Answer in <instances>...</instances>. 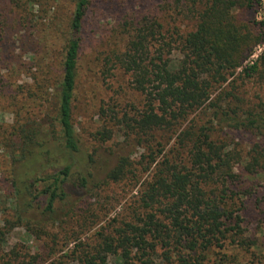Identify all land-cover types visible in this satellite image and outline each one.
Returning <instances> with one entry per match:
<instances>
[{
	"label": "trees",
	"instance_id": "1",
	"mask_svg": "<svg viewBox=\"0 0 264 264\" xmlns=\"http://www.w3.org/2000/svg\"><path fill=\"white\" fill-rule=\"evenodd\" d=\"M89 3L90 0H75L62 30L54 61L58 74L46 85L50 92L48 99L45 93L48 106L40 110L37 120L15 119L1 145L8 164V191L3 201L14 213L13 223H22L32 234L37 231L19 211L38 202L45 203L46 211H51L54 202L67 205L70 189L86 182L79 173L80 150L72 105L79 34ZM236 7L259 9L262 19L240 22L231 11ZM194 12L195 25L184 34L175 30L164 33L161 24L148 16L126 21L127 37L121 49L104 59L106 71L121 69L131 87L144 95V108L137 117H122L127 131L175 134L174 146L172 154L162 155V145L156 143V149L140 167L150 173L137 188L138 211L128 220L110 223L109 232L98 234L89 248L76 247L75 264H108L111 257L120 259L117 264H151L157 248L173 257L174 264H208L205 255L212 249H222L226 244L244 249L253 244L241 237L242 219L231 209L232 198L247 193L235 190L238 153L213 138L210 125L196 126L188 117L204 107L212 108L215 114L219 101L233 97L224 88L213 96L211 92L232 77L237 68L239 78L264 77V50L258 59L241 65L264 40V0H204ZM17 89L14 88L16 93ZM14 98L10 95V99ZM227 108L235 114L228 118L234 127L257 120L264 125L263 116L246 111V116L238 119V107L230 109L226 101ZM98 134L101 140L110 136L106 130ZM249 165L246 163L245 168ZM130 167L128 157H118L105 178L111 182L121 180L131 173ZM2 242L0 229V264H12L4 259Z\"/></svg>",
	"mask_w": 264,
	"mask_h": 264
},
{
	"label": "rangeland",
	"instance_id": "2",
	"mask_svg": "<svg viewBox=\"0 0 264 264\" xmlns=\"http://www.w3.org/2000/svg\"><path fill=\"white\" fill-rule=\"evenodd\" d=\"M203 1L195 0L192 4L191 0H90L79 34L72 105V123L80 150L79 173L86 182L80 188L70 189L67 205L54 202L51 211H46L45 203L38 202L24 212L19 211L37 231L32 234L22 223H13L14 213L3 201L8 191V164L1 145L15 119L37 120L40 110L43 112L48 106L45 93L48 99L50 92L46 85L58 74L54 61L75 0H0V229L4 259L12 264H75L76 247L89 248L98 234L109 232L110 223L128 220L138 211L137 188L150 173L140 167L156 149L157 142L162 145V155L172 154L175 134L127 131L122 117H137L144 108V95L131 87L121 69L106 71L104 59L108 53L121 49L127 37L126 21L148 16L161 24L164 33L175 30L184 34L193 29L194 11ZM231 11L240 22L262 19L261 11L254 7H236ZM263 50L264 40L241 65L258 59ZM238 71L239 68L211 92L213 96L224 88L233 95L218 102L215 114L212 108L204 107L188 117L196 126L210 125L212 137L238 153L235 190L247 191L232 198L231 209L242 219L241 237L253 244L244 249L228 244L212 249L205 255L208 264H264V125L257 120L234 127L233 120L228 118L235 114L226 109L228 101L230 109L238 107V119L244 118L246 111L264 117V77L239 78ZM46 81L49 82L44 84ZM10 95L15 98L10 99ZM103 130L110 133L105 140L98 134ZM123 156L131 161V173L115 182L107 180L106 173ZM246 163H250L248 169ZM119 260L108 258V264H117ZM174 263L175 259L161 248L151 259V264Z\"/></svg>",
	"mask_w": 264,
	"mask_h": 264
}]
</instances>
